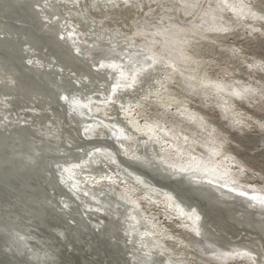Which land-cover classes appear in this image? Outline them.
I'll return each instance as SVG.
<instances>
[{
    "label": "rangeland",
    "instance_id": "rangeland-1",
    "mask_svg": "<svg viewBox=\"0 0 264 264\" xmlns=\"http://www.w3.org/2000/svg\"><path fill=\"white\" fill-rule=\"evenodd\" d=\"M258 4L259 0H128V6H125L124 0H108L99 5L93 1L92 5L95 8H88V10H94L100 14L99 16L91 14L95 19L94 25L107 26V31L112 33L110 35L112 39L122 41L125 46L128 42L132 47L138 48L140 45V49H147L151 53L154 50L159 58L155 64L157 66L153 65L147 69L150 72L149 82L146 81L145 86V81L142 79L131 83L137 88L130 89V84L125 86L126 89L121 87L124 90H130L122 94L116 91L114 96L117 97L113 100L97 101L100 107L97 110L99 112H96L103 113L107 117L103 115L93 117L101 123L100 129L112 133V127L117 122L110 121L108 118L119 119L120 112L123 113L126 109L132 108L140 123L143 125L147 121L154 123L156 127L154 131L160 132L162 136L159 140L163 141V136L166 139V143L163 144L172 148L170 143L175 142L176 139L179 146L182 145L181 147L186 150L189 148L184 156L176 157V160H194L191 155L193 153V156L203 157L208 164L212 163L221 170L223 167L228 168L227 177L231 178L233 184L264 191V172L254 166L260 160L262 150H264V140L257 135L261 132L257 124L264 123L261 120V116H264V57L260 55L258 43L261 34H264V12L259 10ZM79 35L84 37L82 32H79ZM105 42L108 43V41ZM109 44H111L110 41ZM127 77L126 80L124 78L125 83L131 80ZM122 89L119 87L118 90ZM78 93L84 94V98H87L83 91L78 90ZM94 95L98 93L95 92ZM30 107V111L42 113L41 127L45 129L43 133L46 137L50 133L54 135L57 133L56 137L59 140L54 138V141L61 142L63 139L71 145H78L72 138L69 139L68 130H72L71 127L69 128L66 121L54 113L52 107L46 106L44 110L37 109L35 106ZM69 118L73 122L71 115ZM123 118L125 119L124 115ZM101 121L104 123L102 124ZM119 125H123L121 126L123 129L126 128L122 123ZM162 128L169 130L173 136L168 134L166 136ZM127 136L126 142L122 143L124 150H138L135 141L131 140L132 136L130 134ZM90 140L93 141L88 146L89 150L93 147L94 152L96 151L99 155L94 162L97 164L96 167L104 172L116 174V177L125 183L122 184L123 186L132 185L138 189H135L132 195L139 204H136L138 205L136 211L145 219V221L142 220V224L149 230H154L155 234L161 240L163 239L161 245L165 251H159V253L167 256L166 258L163 256V259L155 256L154 264H252L248 259L239 258L237 254L232 257L218 255V258L216 254L207 251L208 249L204 250L203 246H200L201 243L196 242L193 231L184 227L185 220L178 217L177 212L167 206L165 193H162L164 191L157 183V187L162 192L158 193L156 200L148 201L146 191L149 190L150 185L138 177V172L127 167L115 155H104L105 152L101 148L108 143L99 141L108 140V138ZM186 142L189 147L186 146ZM106 149L113 150L110 147ZM81 150L84 153L89 152V150L86 152L85 149ZM166 151L167 159H172L174 151L173 153L170 149ZM217 152L218 156H216ZM161 158L165 159L163 156ZM89 168L91 167L88 166L87 169ZM177 185L180 186L179 191L181 192L178 191L179 193H182V190L185 192V186L180 182H177ZM190 194L192 195L191 192ZM74 216L73 218L76 219L78 215L74 214ZM52 217L57 218V216ZM52 217L51 225L50 223L48 225L36 223L39 229L31 226L35 232L43 234L40 238L47 242L46 245L44 240L42 241L45 244L44 249L49 245L48 248L51 247L52 249H49L53 252L57 246L56 252H45L52 257L48 264H59L60 262V264L124 263L125 260L120 258L122 255L120 256L119 249L113 246L114 243H110L115 242L116 238L106 234L105 231L102 232L105 234L101 233L102 235H99L98 231L96 233L89 231V226L94 227L92 221L86 222V228L85 226L82 228L81 223L77 219L74 220L75 224L69 229L63 227L67 235L65 236L62 233L60 235V232L56 230V227L62 229L65 224L61 225L62 221L59 218L52 219ZM103 217V221L107 225L110 224L111 219L109 220L108 216L105 218L106 215ZM35 221L31 223L35 225ZM52 225L53 231L50 230ZM72 227L74 229L70 230ZM116 231L118 232V229ZM51 232L58 235L59 240L53 238ZM102 236H106L107 239ZM227 236L231 238L230 234ZM231 239L234 242L262 241L259 236L247 232H241L237 240L236 238ZM149 243L155 246L153 241L150 240ZM61 245L65 246L60 247ZM0 264L18 263L10 257L8 260L0 257Z\"/></svg>",
    "mask_w": 264,
    "mask_h": 264
},
{
    "label": "bare ground",
    "instance_id": "bare-ground-1",
    "mask_svg": "<svg viewBox=\"0 0 264 264\" xmlns=\"http://www.w3.org/2000/svg\"><path fill=\"white\" fill-rule=\"evenodd\" d=\"M1 1L4 6H13L11 9H9L10 7L8 8V11L11 12V16L14 15L13 13H16V11L21 10L24 5L29 4L30 6H34L40 11L42 16V32L53 35L52 37L57 38L60 43L69 40L72 41L76 52H79V49L82 51L84 50L85 55L89 57L88 59L93 67L98 69V71H105L107 69L110 75L106 76L104 74H99L100 76H93L89 74L88 71L77 68L71 61L72 59H69L68 53H61L59 48L56 49L50 44L41 46V58L34 56L24 58L28 64L37 67H43L45 62H47L48 65L55 63V68L59 70L65 71L64 68H66V70L70 71L69 75H72L71 77L75 84L79 86H82L79 79L85 80V86L89 88L87 93L84 92L87 98H84V94L78 93V90L81 91V89L77 87L71 88L70 91L60 90V97L62 103L66 106L68 115L73 117V122L71 121V123L68 124L69 128L71 127L72 129L70 130L71 132L68 130L69 139L72 138L74 140L73 132L76 133L77 129L71 124H75L78 125L77 127L81 136L84 137L83 139L86 143L84 145L74 146L66 140H64L65 143L62 142L63 139L61 142L54 141L56 138L58 139V137H56L57 133L55 135L54 133L47 135L48 144L44 145V149L49 152L47 154L45 153L46 157L44 159L54 166L59 175V181L71 191L75 198H70L59 193V191H56L46 179L42 180L48 186L50 195L53 194L59 199V205H55L53 201L45 199L38 191H33L27 187H23V191L36 203L35 208L28 207V205L18 198L16 194L12 192L6 193L0 198V257L3 260H8V257H10L18 264H48L52 257L48 256L45 252L50 251L52 248L49 247L51 248L49 249V245L47 248H43V245H45L42 243L44 239H41L43 234L37 233L38 231L35 232L31 226L39 229V224L45 223L48 225L52 216H57V218L62 221L59 220L62 223L61 225L65 224L62 226V229L56 227L60 235L61 233L65 235L63 227H65L64 229H69L70 226L75 224L74 220L76 219L81 223L82 228L87 224L86 222H89V220L90 222L92 221L94 227L91 228L92 226H89V231L92 230L93 233L98 231L100 232L99 235L106 233L116 238L115 242L110 243H114L113 246L117 250L119 249V254L120 256L122 255L120 258L125 260H122L124 263L154 264L156 259L155 256H159V258L163 256L165 258L167 257L165 256L166 254L159 253V251H165L163 245H161L163 239L161 240L158 235L155 234L154 230H149L148 227L142 224V220L145 221V219L136 211L138 208L136 206L139 204L132 197L136 187L132 185L123 186L122 184L125 183L120 181L116 177V174L104 172L96 167L97 164L94 162L99 158V155L96 154V151L94 152L93 147L91 148L92 150H89L90 148H88V146L93 141L90 139H103L107 137L108 140L99 141L105 144L108 143L101 148V150L105 152L104 155H115L127 167L138 172V174L136 173L138 177L142 178V180L145 181L144 183L150 185L149 190L146 191V197H149L148 201L156 200L158 198V193L162 192L160 189H163L164 192L162 193H165L164 195L167 198V206L171 210L177 212L179 215L178 217L185 220L184 227L193 231L195 235L194 238L197 240L196 242L201 243L200 246H203L204 250L208 249L207 251L217 256L226 255L232 257L237 254L239 258L248 259L252 264H264V204L261 203V201L264 200V191L233 184L230 180L231 178L227 177L229 173L228 168L223 167V170H221L211 162V164H208L207 160L205 161L203 157L193 156V153L191 155L194 160H176L178 157L184 156L189 148L186 150V148L181 147L182 145L179 146V144L176 143V139L175 142L172 141L170 143L172 148L163 144L166 143V139L163 136V141L159 140L162 136L160 132L154 131L156 128L153 125L154 123L148 121L144 125L140 123L132 108L126 109V112H120L119 119L115 117L108 118L110 121L117 122L115 125L113 123L114 127H112V133H107L106 130L102 131L100 129L101 123L93 119V117H102L103 115V113H97L100 107L97 101L113 100L117 97L114 96L116 91L122 94V92L134 89L136 85L131 83L139 82L142 79L145 81V86L146 81L149 80L148 75L150 73L147 69L155 65L159 59L154 50L153 53H151L147 49H140V45L138 49L135 46L132 47L129 42H126L127 44H125L127 46H125L122 41L114 40L115 38L112 39V36H110L112 33L107 31V26L94 25L95 19H93L91 14L94 16H99L100 14H97V11L94 10L89 11L88 8H95V6L92 5L93 1L96 5H99L108 0H79V4L75 6L72 4L71 0ZM13 18H15V16ZM13 20H16V22L22 21V19L19 18ZM20 32L21 35L27 37L28 33H26L25 30H21ZM79 32H82L84 37H81ZM5 33L6 32L2 31L1 34L6 37ZM8 35L11 37L12 33L8 32ZM119 38L121 37L119 36ZM105 41H108V43ZM109 41L112 45L109 44ZM126 76H128L132 82H129L131 80L127 79L129 81L125 83L124 78L126 80ZM57 78L64 79V77L60 75H58ZM44 80L47 81L48 79L44 78ZM128 84H130V89H122ZM53 87L54 85H52V88ZM119 87L122 90H118ZM94 88L98 90L92 91L91 89ZM55 90L57 89L55 88ZM95 92L98 93V95H94ZM64 97H67L68 100L66 101ZM73 100H78L79 104H74ZM6 107L8 108V106H5V108ZM23 121L24 120L19 119L21 124H23ZM101 122L102 124L104 123L103 121ZM120 123L124 124L127 129L124 127V130L123 127H121L123 125H119ZM21 124L20 126H23ZM0 126L3 127L2 124H0ZM107 128L108 127H106V129ZM162 129V132L165 133L166 136L167 134L173 136L166 128ZM129 134L133 138L131 140L135 141L137 148H139L138 150H124L122 143L126 142L125 138H127ZM10 144L15 145L16 143L12 140ZM60 144H62V146L59 147L58 145ZM50 145H57L58 147H50ZM186 146H188V143ZM106 147H110L114 151H110L106 149ZM80 148L85 149V152L89 150V152L84 153ZM168 149H170L172 153L174 151L172 159H167L168 154L166 150ZM218 155L219 153L216 156ZM162 156L165 157V159H162ZM69 157L72 159H68ZM46 161H36V165L45 172L46 169L44 164H46ZM88 166L91 168L87 169ZM136 166H138V168ZM46 173L50 175V171ZM149 174L159 176L162 179L160 184L157 183L160 189ZM152 180L155 183H153ZM177 182H180L181 185L186 187L185 192L182 190V193H179L181 191H179L180 186L177 185ZM172 183L176 185H171ZM187 190L189 191L187 192ZM190 192H193L194 194L192 195H196L200 200L199 198L193 197ZM253 197H255V199H253ZM202 201L208 205L206 210L200 204ZM65 205H67V207H65ZM78 208H81L82 211H79ZM74 214L78 215L76 219L73 218ZM105 215V218L108 216L109 220L111 219L108 225L103 221V216ZM53 218L55 217H52V219ZM33 220H36L34 222L35 225L31 223ZM78 222L76 223L78 224ZM36 223L38 225H36ZM52 227L53 225L50 230H52ZM73 227L70 228V230L74 229ZM117 229L118 232L116 231ZM56 230L54 229V232ZM82 230L83 229H81V231ZM103 231H105V233H102ZM77 232L80 231L77 230ZM241 232L255 234L259 236L262 241L248 242L249 240H240V242H234L231 238H236L237 240ZM227 234H230L231 238H229ZM51 235L53 238L59 240L58 235H55V233L51 232ZM106 236L102 237L107 239ZM52 237L49 236V238L53 239ZM83 237L82 240H84ZM79 240H81V238ZM150 240L154 242L153 244L155 246H151L149 243ZM63 241L65 242L64 239ZM80 242L82 243V241ZM45 243L47 245V242ZM85 245V247H87V244ZM95 245L96 244H94V246ZM62 246L65 245H61L60 247ZM55 249L53 252H50H56L57 249L56 251ZM27 261L29 263H26ZM164 263H166V261ZM117 264L119 263L117 262Z\"/></svg>",
    "mask_w": 264,
    "mask_h": 264
},
{
    "label": "water",
    "instance_id": "water-1",
    "mask_svg": "<svg viewBox=\"0 0 264 264\" xmlns=\"http://www.w3.org/2000/svg\"><path fill=\"white\" fill-rule=\"evenodd\" d=\"M12 7L4 6L0 0V124L3 125V127L0 126V198L12 192L28 207L35 208L36 203L23 191V187H27L38 191L45 199L53 201L55 205H59V199L53 194L50 195L48 186L42 179H46L59 193L70 198H75V196L59 181V175L54 166L44 159L45 153L49 151L44 149V145L48 144V139L43 133L45 129L41 127L43 116L42 113L30 111V106H35L40 110L50 106L57 116L70 124L71 119L68 118L66 106L62 103L60 90L70 91L71 88L77 87L87 93L89 88L85 86L84 79H79L82 86L75 84L72 75H69L70 71L66 68H64L65 71L59 70L55 68V63L48 65L47 62L43 67H37L28 64L24 58L33 56L41 58V46L50 44L56 49L59 48L61 53H68L70 57L68 58L72 59L71 61L77 68L88 71L93 76H100L99 74L107 76L110 73L107 69L98 71L93 67L85 51L79 49V52H76L73 42L69 39V41L60 43L57 38L52 37L53 35L42 32V16L34 6L24 5L21 10L11 16L8 10ZM14 16L22 21L16 22L13 20ZM21 30L28 33L27 37L21 35ZM2 31L6 32V37L1 34ZM8 32L12 33L11 37ZM58 75L64 79L57 78ZM44 78L48 80L45 81ZM51 83L54 85L53 88ZM19 119L24 120L23 124L19 122ZM71 125L77 129L76 133L73 132L75 143L84 145L86 142L81 136L78 125ZM12 140L16 143L15 145L10 144ZM62 142L65 143L64 140ZM54 146L50 145V147ZM38 160L46 161L44 167L46 172L50 171V175L36 165ZM149 175L156 183H161L162 179L159 176ZM194 197L199 198L196 195ZM200 204L205 210L208 208L207 203L202 201ZM78 210L82 211L81 208Z\"/></svg>",
    "mask_w": 264,
    "mask_h": 264
},
{
    "label": "snow or ice",
    "instance_id": "snow-or-ice-1",
    "mask_svg": "<svg viewBox=\"0 0 264 264\" xmlns=\"http://www.w3.org/2000/svg\"><path fill=\"white\" fill-rule=\"evenodd\" d=\"M71 2L74 6L79 4V0H71ZM124 3H125V6H128V0H124ZM258 7H259V10L261 12H264V0H259ZM257 31H259V30H257ZM258 43H259V47H260V55L262 57H264V34H261ZM64 99L66 101L68 100L67 97H64ZM73 103L79 104V101L73 100ZM261 120L264 121V116H261ZM257 127H259L261 129V132L257 133V135H259L261 137V140H264V123H258ZM254 166L258 167L261 172H264V150H262L260 160ZM253 199H255V197H253ZM261 203L264 204V200H262ZM65 207H67V205H65Z\"/></svg>",
    "mask_w": 264,
    "mask_h": 264
}]
</instances>
